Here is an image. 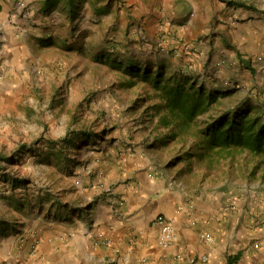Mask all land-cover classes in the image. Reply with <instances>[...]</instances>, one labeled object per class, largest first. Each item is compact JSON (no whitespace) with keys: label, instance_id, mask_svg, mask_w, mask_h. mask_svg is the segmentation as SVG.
Wrapping results in <instances>:
<instances>
[{"label":"rangeland","instance_id":"rangeland-1","mask_svg":"<svg viewBox=\"0 0 264 264\" xmlns=\"http://www.w3.org/2000/svg\"><path fill=\"white\" fill-rule=\"evenodd\" d=\"M158 4L168 19L162 0L2 1L0 264H48L40 253L42 228L68 206L86 208L75 198L80 188L96 187L90 204L105 198L113 183L100 177L102 164L134 155L188 199L256 190L246 207L259 223L254 228L264 223V156L238 148L216 155L199 132L210 116L233 108L260 112L264 120V67L254 90H243L233 79H209L207 65L165 58L159 64L165 77L187 75L188 68L202 79L194 81L229 93L188 132L173 134L170 118L167 125L160 120L166 109L153 87L158 63L140 58L145 52L134 44L146 40L132 36L143 29L147 8ZM130 60L135 74L126 68Z\"/></svg>","mask_w":264,"mask_h":264},{"label":"crops","instance_id":"crops-1","mask_svg":"<svg viewBox=\"0 0 264 264\" xmlns=\"http://www.w3.org/2000/svg\"><path fill=\"white\" fill-rule=\"evenodd\" d=\"M162 2L169 18L158 13L159 4L151 6L143 29L132 32L146 40L134 44L145 52L140 58L158 65L165 58L191 68L207 65L209 79L220 84L229 78L237 88L254 90L264 67V7L258 0ZM184 72L202 80L192 69ZM100 174L107 185L113 183L105 198L90 204L96 187L80 188L75 198L86 208L68 206L62 218L42 228L40 253L48 264H226L227 256L236 254L233 264H264V223L254 228L259 223L246 207L254 203L256 190L188 199L165 173L153 176L137 155L104 162ZM157 214L174 220L176 239L168 248L157 242ZM200 255L207 260L200 262Z\"/></svg>","mask_w":264,"mask_h":264},{"label":"trees","instance_id":"trees-1","mask_svg":"<svg viewBox=\"0 0 264 264\" xmlns=\"http://www.w3.org/2000/svg\"><path fill=\"white\" fill-rule=\"evenodd\" d=\"M128 63L127 70L135 74L137 69L134 66H137V62L130 60ZM148 72L145 68L141 76L147 79ZM153 87L159 91L166 109V114L160 116V120L167 125L170 123L168 121L170 118L175 124V133H173L175 135L188 132L200 114L209 111L219 102V96L229 94L228 91L207 88L194 81L190 75L170 74L165 77L159 65ZM252 111L233 108L216 117L210 116L203 129L199 130L205 139V150L223 155L232 148H238L254 155L264 156V120L260 112L252 113ZM82 134V137L89 135L88 132ZM238 256V254L227 256L226 264L235 263Z\"/></svg>","mask_w":264,"mask_h":264},{"label":"built area","instance_id":"built-area-1","mask_svg":"<svg viewBox=\"0 0 264 264\" xmlns=\"http://www.w3.org/2000/svg\"><path fill=\"white\" fill-rule=\"evenodd\" d=\"M154 222L157 225V242L163 248L171 246L175 239L174 220L170 216L163 214H157L154 218ZM206 240H211V235L208 233H202L201 235ZM201 261L207 260V255L200 256Z\"/></svg>","mask_w":264,"mask_h":264}]
</instances>
